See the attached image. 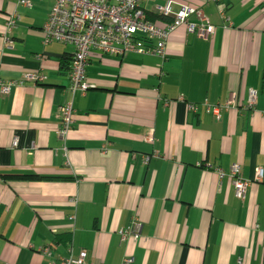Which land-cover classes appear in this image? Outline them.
<instances>
[{
	"label": "crops",
	"instance_id": "crops-1",
	"mask_svg": "<svg viewBox=\"0 0 264 264\" xmlns=\"http://www.w3.org/2000/svg\"><path fill=\"white\" fill-rule=\"evenodd\" d=\"M169 2L201 10L215 33L177 28L163 60L92 51L91 89L74 96L64 142L75 48L43 43L54 1L0 0V79L45 77L0 97V264H60L81 251L88 264H264V179L240 200L229 176L233 164L250 181L264 171V0L142 7ZM229 103L219 120L208 110ZM135 225L136 238L126 234Z\"/></svg>",
	"mask_w": 264,
	"mask_h": 264
},
{
	"label": "built area",
	"instance_id": "built-area-1",
	"mask_svg": "<svg viewBox=\"0 0 264 264\" xmlns=\"http://www.w3.org/2000/svg\"><path fill=\"white\" fill-rule=\"evenodd\" d=\"M53 1V8L43 28V43L44 45L60 43L75 48L68 87L72 99L60 107L61 125L57 130L59 137L64 142L68 138L74 120V96L77 93L85 95L91 89L87 80V67L92 51L118 57L135 53L163 60L166 56L169 35L177 28L185 26L189 34H196L202 39H209L216 30L201 10L181 7L179 11L174 12L172 2L163 7H157V14L173 19L166 26L158 27L146 18L145 10L142 7V2L145 0ZM33 2L34 0H18L19 5L25 8H31ZM190 16H196L198 21L196 23L189 22ZM16 20L14 17L8 19V32H11L15 27ZM9 43L11 42L9 41ZM43 80L45 77L37 73H25L19 81L0 79V97L10 95L16 86L28 82L37 85ZM180 100L183 101V98ZM256 100V91L250 90L247 109H253ZM231 102L234 103L233 100ZM230 106L229 103L224 108L208 107V110L219 120L221 110L228 109ZM188 108L190 111H196L198 106L190 104ZM145 140L149 143L154 142L152 131L147 134ZM14 144L17 146V138ZM149 159L150 157H147L146 161L148 162ZM219 173L222 176L225 175L222 171ZM229 176L232 179L236 197L245 200L250 184L263 181L264 171L262 168H257L254 180L250 181L242 177L241 167L238 164H233L230 167ZM138 231L139 226L135 225L132 230L126 231V234L134 235L136 238ZM43 253L48 254L49 249H44ZM87 256L86 251H81L77 258H61L60 264H88ZM50 264H55V262H50ZM122 264H134V259L128 257Z\"/></svg>",
	"mask_w": 264,
	"mask_h": 264
},
{
	"label": "trees",
	"instance_id": "trees-1",
	"mask_svg": "<svg viewBox=\"0 0 264 264\" xmlns=\"http://www.w3.org/2000/svg\"><path fill=\"white\" fill-rule=\"evenodd\" d=\"M145 15H146L147 20H149L150 22H152L158 27H164L167 24L172 22V19L159 15L157 13L156 14H148V13L146 14L145 12Z\"/></svg>",
	"mask_w": 264,
	"mask_h": 264
}]
</instances>
